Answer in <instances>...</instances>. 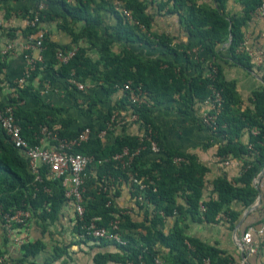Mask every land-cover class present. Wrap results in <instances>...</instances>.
<instances>
[{"label": "trees", "instance_id": "16d2710c", "mask_svg": "<svg viewBox=\"0 0 264 264\" xmlns=\"http://www.w3.org/2000/svg\"><path fill=\"white\" fill-rule=\"evenodd\" d=\"M39 1L46 4L40 15L42 24L59 21L58 26L70 32L73 43L83 38L91 49H97L99 56L93 59L87 54V48L79 47L75 56L67 63L58 64L55 58L57 49L70 46L50 41L45 33L42 60L36 63L28 82L41 71L61 77H70L73 73L79 81L98 85L110 96L118 90V86L131 81L133 86H140L147 95V104L135 109L141 122L140 129L149 125L161 149L159 160H149L146 158L150 152L149 143L140 140L138 135L125 132L124 129L114 136V131L109 130L108 137L111 135L113 138L111 141H103L94 135L105 128L114 112L121 114L127 111L128 101L124 93L105 113L102 112L103 116L100 114L102 120L99 126L86 122L74 127V117H64L63 108L45 103H42L43 108L38 109L39 117L24 105L17 106L14 110L21 132L30 143L36 142L34 134L42 124L57 128L59 135L66 137L76 136L85 127L93 130L94 134L74 147L73 151L95 158V162L90 165L92 174L86 183L87 192L83 204L87 218L101 217L98 225L107 223L121 210L114 198L119 194L122 183L115 184V192L110 194L98 192L93 188L95 179L111 174L122 175L127 181L124 172L126 169L123 170L121 163L112 157L121 153L125 147L130 152L139 149L132 159L130 170L136 172L138 177H148L153 184H148V187L142 190L131 184V196L140 213L135 214L137 216L132 212L121 216L120 234L124 243L92 237L79 239L85 242L94 241L103 246L113 244L116 247L114 252L95 253L94 264H156L154 259L157 256L167 264H234L235 260L225 250L187 235L184 221L188 218L192 221L214 223L218 220V215L223 213L232 224L239 213L231 209L230 205L239 203L243 207H249L257 197L259 187L255 186L253 181L264 166V87L252 93L251 108L239 111L237 106L240 105L241 98L235 81L224 79L223 67L215 59L219 58L217 46L229 40L230 58L247 68L252 67L250 57L237 49L244 39L242 26L263 0H239L241 9L235 13L227 10L228 0L201 3L195 0H117L121 3L120 7L115 0H72L74 3L66 0ZM153 3L157 4L159 11L164 9L165 14H177L188 35L199 41L204 52L212 54V64L216 67L215 75L211 78L206 75L210 71L206 59L198 54L197 58L193 59L187 52L188 45L180 47L173 43L169 35L151 31L153 14L149 8ZM122 8L128 9L137 23L130 24L123 15ZM101 10L113 15L114 23L110 27L102 26ZM27 12L28 10L26 15ZM69 20L82 21L81 29L76 33L72 29H66L65 24ZM37 30L38 26H26L21 30V34L27 36ZM115 40L160 46L166 54H174V58H143L126 48L115 52L112 50ZM190 70L193 73L190 74ZM10 85L19 100L34 98L40 101L38 92L33 90L29 83L22 88H16L15 83ZM210 85L218 89L222 96V108L218 115L219 127L212 135L223 137L225 142L219 146L217 153L222 157L230 155L239 158L244 169L233 180H228L225 175L216 177L212 181L215 194H209L204 199L208 167L200 162L195 154L183 153L165 145L159 127L153 120L152 109L156 105L177 99L184 107L182 111L192 110L211 94ZM84 100V104L78 105V110L85 117L95 113L97 104L102 101L93 92ZM8 102H16L15 95H12ZM253 127L257 128L258 132L250 134L252 149H248L247 143H240L238 138L244 129ZM253 152L256 153L252 154ZM174 157H183L184 161L175 164ZM98 160L105 161L98 163ZM41 173L42 182L33 185L34 176L29 171L26 156L13 146L0 127V206L3 210H16L20 207L29 209L32 217L40 220V226L46 230L47 223L58 218L65 197L60 180L48 178L45 167ZM260 178L264 179L262 176ZM139 194L143 197L142 201L136 199ZM178 199H182L183 203ZM108 200H111L110 205H106ZM201 204L205 208L203 211L200 209ZM168 217H173L174 222L171 228L164 232L163 226ZM74 226L77 235L80 232L79 226L76 223ZM44 248L45 244L40 239L27 242L21 247L18 256L3 264H25L28 261L34 264L30 259ZM55 258L57 257L53 255L48 261L52 262ZM205 259H208V262H205Z\"/></svg>", "mask_w": 264, "mask_h": 264}, {"label": "crops", "instance_id": "0c3cea01", "mask_svg": "<svg viewBox=\"0 0 264 264\" xmlns=\"http://www.w3.org/2000/svg\"><path fill=\"white\" fill-rule=\"evenodd\" d=\"M195 1L201 3L211 0ZM37 2L38 0H0V50L9 42L16 44L15 52L7 54L4 57L0 56V102H8L9 98L14 95L15 92L10 84L15 83L24 73L26 60L23 57L24 52L21 49V44L24 43L21 30L26 27V11L32 9ZM74 2L72 1V3ZM120 6L121 3L119 2ZM240 9L241 4L239 0L227 1V10L230 13L238 12ZM149 11L153 14L151 31L169 35L172 37L173 43L178 44L180 47L188 45V51L191 48H195L196 56L198 54L201 58H205L206 61L214 60L211 53H206L200 48L199 41L196 38L188 35L177 14H165L164 9L159 11L156 3L151 4ZM100 12L103 17L102 26L110 27L114 23L113 15L105 10H101ZM58 22H44L42 25L50 41L59 45L87 48V54L93 59L99 56L97 49H91L85 39L82 38L73 43L70 32L59 27ZM82 25V21L71 22L69 20L65 24V27L66 29H72L76 33L81 29ZM101 31H103V28H101ZM242 33L243 42H246L255 51V55L250 57L251 68L236 63L230 58L229 40L217 46L216 51L219 58L215 59L223 67L224 79L226 81H235L236 90L241 98V103L237 106L239 111L251 108L253 106L251 102L252 93L264 87V19L253 14L242 26ZM122 48H126V50L134 52L143 58H174V54H166L164 48L160 46H148L143 43H127L118 40H115L112 44V50L115 52L120 51ZM237 50L240 51V48L238 47ZM257 51H261V54H258ZM35 53L33 52V55ZM189 73L191 74L193 71L190 70ZM69 78L49 75L45 71L39 72L32 81H27L26 84L29 83L33 87V90L38 92L40 101L29 98L24 100V107L34 113L36 117H39L38 109L43 108L42 103H45L52 107L63 108L62 115L64 117H74V127H78L86 122H92L95 126H99L102 120L100 114L103 116L102 112L105 113L115 101L119 100L123 92L117 90L112 95L107 96L100 86L88 82H82L85 85V90L82 92L69 83ZM46 84L47 86H45ZM90 92L96 94L102 101L97 104L95 113L85 117L80 114L78 105L84 104V99H86ZM183 108L182 103L177 99L164 102L152 109V117L159 127L162 140L168 148L183 153L195 154L199 161L208 167L209 170L205 175L204 188V199H206L209 194H215L213 193L212 181L221 175H225L228 180H233L243 171V162L239 158L228 155L230 164L224 166L223 157L218 155L217 152L219 146L225 142V139L212 135L200 123L199 115L204 107L197 105L194 109H188L187 111H182ZM123 129L125 132L133 135H140L142 132L140 128L132 125L130 122L121 126H115L113 136ZM254 129L257 128L244 129L238 141L243 144L249 142L250 134H253L252 131ZM109 137L107 140L111 141L113 138ZM161 155L164 156V154ZM146 158L153 160L156 156L149 152ZM260 177L258 180H256V177L253 181L254 185L259 187V191L251 206L243 207L239 203L230 205L231 209L239 213L237 219L232 224L228 221V216L223 213L218 215V220L214 223L192 221L185 218L184 223L187 235L196 237L209 244H215L237 261L241 256L238 241L248 227L258 226L264 215V179ZM262 177L264 176L262 175ZM118 193L114 198L118 207L128 206L132 214L140 213L134 204L131 196L132 187L128 182L120 185ZM178 200L180 203H183L182 199ZM74 220L73 210L66 203H64L60 210L58 218L53 222L47 223L46 230H43L40 226V220L32 217L29 221L28 242L40 239L45 244V248L34 258H31L30 261H34V264H94L93 256L95 253L114 252L117 250L113 244L103 246L94 241H80L75 233ZM173 222V217H168L165 220L163 226L164 232H167L171 228ZM252 237L257 251L255 254L247 257V262L249 264H264V235L252 232ZM15 251L20 250L11 251V243L6 238L0 221V252L13 256L18 253L14 254ZM53 255L57 258L49 262L48 259ZM25 264L31 263L28 261ZM108 264L115 263L108 262Z\"/></svg>", "mask_w": 264, "mask_h": 264}, {"label": "built area", "instance_id": "2783aa9c", "mask_svg": "<svg viewBox=\"0 0 264 264\" xmlns=\"http://www.w3.org/2000/svg\"><path fill=\"white\" fill-rule=\"evenodd\" d=\"M66 1L71 2L72 0ZM116 4L119 6L118 1H116ZM45 8L46 4L43 1H39L27 12L25 18L26 26H38V30L34 34L23 36L24 43L21 44V49L24 52L23 57L26 60V67L23 75L15 81L16 88H22L26 85L31 72L36 67V63L42 60V42L46 32L42 27L43 24L41 23L40 15L41 11ZM121 10L130 24L137 23L128 9L122 8ZM254 15L264 19V0L254 10ZM140 26L142 27V25ZM239 48L241 52H244L249 57L255 55V51L252 50L246 42H242ZM77 49L76 46H71L66 49H57L55 53L57 63H67L75 56ZM15 50L16 44L14 42H9L0 50V56L4 57L7 54L15 52ZM33 52H36L35 55H33ZM188 53L191 54L193 59L197 58L195 48H191ZM258 54H261V51H259ZM206 64L210 69L206 75L211 78L215 75L216 67L212 64V61H207ZM68 81L78 90L84 92L85 85L79 81L73 73ZM45 86H47V84ZM210 89L211 94L199 103V105L204 107L199 115V121L211 132V134H214L219 127L218 115L222 108V96L220 91L213 85H210ZM118 90L123 92L127 98V111H121V114L117 111L114 112L105 128L100 129L96 134H94L90 127H85L79 131L76 136L66 137L59 135L57 128H50L48 125L42 124L39 126V130L34 134L35 143H30L22 134L21 127L14 115V110L17 106H23L24 100H19L17 94H14L16 102H0V127L5 131L13 146L20 149L26 156L29 171L34 176L33 185L42 182L41 171L44 167L46 168L48 178L60 180L64 189L65 203L73 210L75 218L74 224L76 223V225L78 224L79 226L80 232L77 234L78 239L92 237L95 239L110 240L120 244L125 242L120 234L121 216L131 213V209L128 206L120 207L121 210L103 225L97 224L98 221H101L100 216L87 218L83 203L87 192L86 183L92 174L90 165L95 162V158L92 155L73 151L74 147L87 141L93 134L101 140L106 141L108 139L109 130H113L115 126H121L131 122L132 125L140 128V118L135 109L143 104H147L146 92L143 91L140 86H133L131 81H127L123 85L118 86ZM141 131V134L138 135L140 140H145L149 143L150 153H153L156 156L155 159L159 160L161 149L154 138L155 136L152 128L148 125L143 127ZM257 132V129L252 131L253 134ZM247 147L248 149H252V144L247 142ZM138 150L139 149L130 152L129 149L125 147L121 153H117L112 157L113 160H117L121 163V168L123 170L126 169L124 172L127 181L124 180L122 175L113 176L107 174L103 175L100 179H95L94 188H96L98 192H108L112 194V192H115L114 185L119 183L128 182L130 185L135 184L138 186L139 190L148 187V184H153L152 180L148 177H138L136 172L130 170L132 169V159ZM254 153L256 152L252 154ZM103 161L105 160H98L97 162L102 163ZM182 161H184L183 157L173 158L175 164H179ZM222 161L224 166L230 164L228 156L223 157ZM262 175L264 176V166L262 168ZM136 199L142 201L143 197L139 194ZM110 203L111 200H108L106 205H110ZM200 209L202 211L205 209L203 204L200 205ZM31 218V211L24 207H20L16 210H3L0 206V221L5 236L11 243V251L20 250L21 247L28 242L29 221ZM252 232H256L260 235L264 234V215L261 223L258 226L248 227L238 241L241 256L234 264H249L247 262V257L256 253L257 247L253 243ZM8 258V254L0 252V264L6 262ZM154 261L156 264H167L159 256L155 257ZM205 262H208V259H205Z\"/></svg>", "mask_w": 264, "mask_h": 264}, {"label": "rangeland", "instance_id": "374dc122", "mask_svg": "<svg viewBox=\"0 0 264 264\" xmlns=\"http://www.w3.org/2000/svg\"><path fill=\"white\" fill-rule=\"evenodd\" d=\"M17 252H18V253H17ZM19 252H20V251H15V253H14V254H16V253H17L16 255H13V256H10V255H9V258H8V260H7V261H10V260H11V258H15L16 256H18V255H19ZM11 254H13V253H11ZM7 261H6V262H7Z\"/></svg>", "mask_w": 264, "mask_h": 264}, {"label": "water", "instance_id": "95a60500", "mask_svg": "<svg viewBox=\"0 0 264 264\" xmlns=\"http://www.w3.org/2000/svg\"><path fill=\"white\" fill-rule=\"evenodd\" d=\"M260 176H262V171H261L260 174L257 176L256 180H258Z\"/></svg>", "mask_w": 264, "mask_h": 264}]
</instances>
